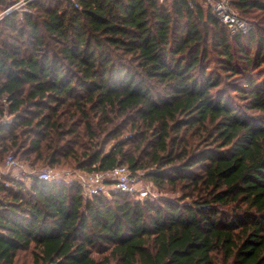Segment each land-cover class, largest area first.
<instances>
[{"label": "trees", "instance_id": "16d2710c", "mask_svg": "<svg viewBox=\"0 0 264 264\" xmlns=\"http://www.w3.org/2000/svg\"><path fill=\"white\" fill-rule=\"evenodd\" d=\"M201 1L35 0L0 20V163L127 166L171 194L13 177L0 264H264V0H232L259 23L235 34Z\"/></svg>", "mask_w": 264, "mask_h": 264}, {"label": "built area", "instance_id": "2783aa9c", "mask_svg": "<svg viewBox=\"0 0 264 264\" xmlns=\"http://www.w3.org/2000/svg\"><path fill=\"white\" fill-rule=\"evenodd\" d=\"M208 1L214 2V5H212L213 12L219 17L223 24L229 27L231 33L235 34L245 32L248 29L247 23L234 11L229 0ZM12 6L7 8L4 13L7 14L9 10H12ZM8 158L9 159H7L6 163L8 169L23 170L22 165H19L13 156H9ZM31 174L37 175L39 179L49 182L63 180L62 178L57 177L56 173L51 167L44 168L36 174ZM64 181L68 183L67 180ZM73 182H75L80 187L83 196L86 198L97 195L109 197L111 192L114 190L134 194L140 199L155 197L148 189H138L137 186L139 185V180L127 166H118L112 171L108 172L82 171L76 175V180L70 182V184Z\"/></svg>", "mask_w": 264, "mask_h": 264}, {"label": "rangeland", "instance_id": "374dc122", "mask_svg": "<svg viewBox=\"0 0 264 264\" xmlns=\"http://www.w3.org/2000/svg\"><path fill=\"white\" fill-rule=\"evenodd\" d=\"M7 1L11 2L12 0H7ZM33 1H35V0H27V1L20 0V1L16 2L18 4L15 3L16 5L12 6V10H9L7 14L4 13V11L6 9L1 10L0 11V20L3 19L5 16L12 14L14 12H19L20 13L19 15H21V13H25V12L36 13L35 12L36 9L29 5L30 2H33ZM36 1H38V0H36ZM162 1L163 0H161V2ZM229 1H230V3L232 2V0H229ZM198 2L202 3L201 0H198ZM204 2H205V4L207 3L205 6H203L204 7V9H203L204 13H206L208 11V7H210V9L213 11L212 5H214V2H210L208 0H204ZM235 12L237 13L236 10H235ZM237 14L240 17V14L239 13H237ZM205 20H206V18H204V21ZM251 21H255V20H251ZM251 21H247V20L245 21L247 23V27H249L251 25V23H253L256 27H257V25H259L258 21H255V22H251ZM201 26H203V24H201ZM209 48L211 49L210 46H209ZM256 48L257 47H255L254 51H256ZM211 67L214 68L215 70L219 71L220 73H223L222 70H219L216 63L212 64ZM251 72L254 73V75L256 77H258V74H256V72H254L253 67H252ZM226 80L230 81L229 84H227V87H229V88L232 87V84L239 85L241 83V82L238 83L236 80H233L231 77H226ZM2 103L4 104L3 101H2ZM9 119L13 120L12 117L7 116L6 118H3V117L0 118V122L3 123L5 120H9ZM82 127H83V125H82ZM79 131L82 132L83 130L81 129ZM21 139H23L25 141L24 145H26V149H29V148H27V146L30 147V144L33 140H38V136L32 133V134H28V135H23ZM67 139L70 140L73 143V145H75V143L79 142L81 139H83V137H81V139H80L79 136L69 135L67 137ZM40 140H41V137H40ZM41 141H42V144H41L42 148L44 149V145L47 143L48 140L42 139ZM109 147L110 146H108L107 149H109ZM77 149L80 153L82 152V150L79 147H77ZM13 155H14V153L10 152L9 155L7 156V158H5L2 161V163H0V183H4L5 185H10L9 179H11L13 177L23 179V181L29 183L28 179H29V176L32 175L31 173L36 174L37 172H39L42 169L47 168V167H51L54 170V172L56 173L57 177L63 178L64 180H67L68 181L67 184L70 185V182L75 181L76 175L80 172V171L74 169L75 165L73 164L71 159H69V160H63L62 159L61 160L62 162L59 165L51 166L48 163L44 162L43 160L36 159V156H34V154H32V156H28L29 158H27V159H25L22 156H21V158L20 157L15 158V155L14 156ZM9 156H13L15 161L19 165H22L24 171L22 169H16V170L8 169L6 163H7V159H9L8 158ZM144 176H145L144 171H140L138 174H135V177H137V179L139 180V185L137 186L139 190L148 189L151 191L153 196L158 197V198L161 197V195H163V194H165L164 197L171 195L170 192L162 193L165 191H160L158 189V187H156L149 179L145 178ZM135 197H137V196H135ZM24 254L28 255V252L27 253L24 252ZM31 263H32V258L29 256L26 257V264H31Z\"/></svg>", "mask_w": 264, "mask_h": 264}]
</instances>
